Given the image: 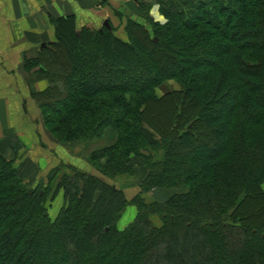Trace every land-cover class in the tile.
<instances>
[{"label":"trees","instance_id":"1","mask_svg":"<svg viewBox=\"0 0 264 264\" xmlns=\"http://www.w3.org/2000/svg\"><path fill=\"white\" fill-rule=\"evenodd\" d=\"M140 9L128 40L54 18L57 40L32 61L49 84L34 97L62 140H93L99 171L61 162L32 187L0 155V264H264V0ZM168 78L181 88L158 95ZM132 155L148 174L129 199L108 178L134 171ZM156 187L186 189L147 201ZM129 204L137 214L121 229Z\"/></svg>","mask_w":264,"mask_h":264},{"label":"crops","instance_id":"2","mask_svg":"<svg viewBox=\"0 0 264 264\" xmlns=\"http://www.w3.org/2000/svg\"><path fill=\"white\" fill-rule=\"evenodd\" d=\"M140 5L141 0H0V155L14 159L20 175L29 184L46 183L62 158L66 160L57 154L58 148L48 139L38 117L34 92L43 91L47 85L32 77L26 65L56 40L54 18L74 16L78 28L90 23L94 27L103 26L108 19L119 30L117 25L128 18H142ZM72 149L64 150L66 157L81 160L84 146ZM143 165L140 162L135 167L146 169ZM144 177L146 174L141 179ZM160 189L152 195L169 192L164 201L176 192ZM55 202L59 209L51 215L53 218L64 204L63 189L59 190ZM131 206L135 208L131 216L134 219L136 207Z\"/></svg>","mask_w":264,"mask_h":264},{"label":"rangeland","instance_id":"3","mask_svg":"<svg viewBox=\"0 0 264 264\" xmlns=\"http://www.w3.org/2000/svg\"><path fill=\"white\" fill-rule=\"evenodd\" d=\"M151 13L153 14V16L155 17L156 20H159L161 23H165L166 18L160 12L159 3H156V4L153 5ZM124 23L117 25L119 30L115 29V33L118 36L122 37L123 39L128 40L129 37H128V32L126 30L127 20L124 21ZM120 26H121V28H120ZM101 27H102V25H100L99 27L96 26L95 30L98 29V28H101ZM81 28L82 27H79L78 29H81ZM153 31L154 30L152 29L150 31V33L154 34ZM56 40H57V37H56ZM42 51H43V49H42ZM26 65H27V69L30 70L29 73L32 75V77L37 78V80L41 81L43 84L45 83L48 86V84H49L48 77H47V75L44 72H41L42 68L44 67L43 65H41V64H38V65L35 64L34 65V63L32 61H31V63H27ZM180 88H181V84L178 81V79L168 78V79H166L164 81L163 85L158 86L156 88V92H157L158 95H163L166 89H180ZM36 92H38V90H36L34 93H36ZM34 99L38 103V109H37L38 117L41 119V123L43 124V127H42L43 130L47 133V136H48V139L50 140V142H52L54 144V146L58 148L57 154L60 153L63 156H65V158H66V160H63V158H62L61 162L68 164V163H71L70 162L71 160H73L72 164H74L75 166L81 168L84 171L89 169L92 172H98L99 170L96 168V165L92 161H90V158L88 157L90 152H91V149L93 148V145H94V143H92L93 140L90 139V140L82 141L79 144L78 143H74V142L71 143L70 141L65 142L64 140H62L61 136H59L58 133L52 132L49 129V127L45 124V119H44L45 115H44L43 107L40 106V104H39V102H38V100L36 98H34ZM107 140H109V139L107 138ZM80 145L84 146V153H83V156H82L83 160L82 159L81 160H74V159H71L69 157H66V155H65L66 153H64L66 151H64V150H71L72 148H74L72 150H75V148L80 146ZM67 154L69 156V153H67ZM131 158H132V162L135 163V165L137 167L139 166V163L141 162V163L144 164L143 166H145V168L147 169V166H146V164L144 162V159L142 157L133 156L132 155ZM15 165H17V164L15 163ZM63 169L64 170H68L70 172L68 166L63 167ZM146 169L136 168L135 167L134 171H128L126 173L118 174V175H116L114 177H110L108 179H109V182H114V183L119 182L121 186L118 185V187L122 188L124 193L126 194V196L127 197L129 196L132 199V198H134L137 195L138 188H139V191L141 190V188H140V182L142 180L141 178H142V176L144 174H146V175L148 174V169L147 170ZM145 172H147V173H145ZM25 182L29 186L38 187V186H44L45 184H47L48 181L46 183L44 182L42 184L41 183L40 184H31V183L29 184L26 180H25ZM160 188H165V187H156V188H153V189L149 190L148 192H146L144 196L146 197L147 201H153L154 202V201H158L159 199L160 200L162 199L164 201V198L168 195L169 192L166 193V194H162V195H156V194L152 195L154 190H159ZM169 189H173L174 192L175 191L177 192L179 190H185L186 188H168V190ZM54 190H55V182L54 183L52 182V190L49 191L50 197L53 194ZM57 194H55V197H53V199L51 201H48V210H49L50 217H51V215L56 214L58 209H59V205L56 202L54 203V200H55ZM163 201H161V202H163ZM130 205H134V204H129L128 205V207L126 208V210L124 211L122 217L119 220V227L121 229L124 228L125 226H127V224H129L133 220L131 218V216L134 213V209L135 208L133 206L129 207ZM136 214H137V207H136ZM51 218H52V220L55 219L53 217H51ZM152 218H153V220H154V222L156 224L160 225L161 219H160V217L157 214H153ZM5 246H7V243H5V242L1 243V247H5Z\"/></svg>","mask_w":264,"mask_h":264},{"label":"water","instance_id":"4","mask_svg":"<svg viewBox=\"0 0 264 264\" xmlns=\"http://www.w3.org/2000/svg\"><path fill=\"white\" fill-rule=\"evenodd\" d=\"M104 25L105 26H107L108 28H112V25H111V23H110V21L108 20V19H106L105 21H104ZM89 28H91V29H95V27H94V25L93 24H88L87 25ZM43 45H46V43H44Z\"/></svg>","mask_w":264,"mask_h":264},{"label":"built area","instance_id":"5","mask_svg":"<svg viewBox=\"0 0 264 264\" xmlns=\"http://www.w3.org/2000/svg\"><path fill=\"white\" fill-rule=\"evenodd\" d=\"M152 10V9H151ZM152 14V13H151ZM153 15V14H152ZM155 18V17H154Z\"/></svg>","mask_w":264,"mask_h":264}]
</instances>
